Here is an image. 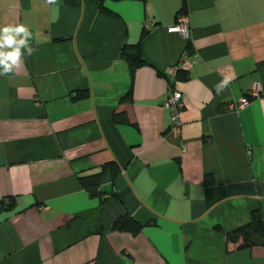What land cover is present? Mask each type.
<instances>
[{
	"label": "crops",
	"instance_id": "0c3cea01",
	"mask_svg": "<svg viewBox=\"0 0 264 264\" xmlns=\"http://www.w3.org/2000/svg\"><path fill=\"white\" fill-rule=\"evenodd\" d=\"M6 24L35 51L0 76V264H264V237L226 240L264 218V0H0ZM183 58L185 80L168 72ZM109 163L91 196L79 177ZM123 215L137 234L112 229Z\"/></svg>",
	"mask_w": 264,
	"mask_h": 264
},
{
	"label": "trees",
	"instance_id": "16d2710c",
	"mask_svg": "<svg viewBox=\"0 0 264 264\" xmlns=\"http://www.w3.org/2000/svg\"><path fill=\"white\" fill-rule=\"evenodd\" d=\"M143 36L144 33L141 34L140 40ZM189 47L188 45L187 48L190 49ZM120 55L127 61L131 71H134L141 65L147 64L142 57L140 41L135 44H124L120 50ZM262 65H264V63H262ZM176 78L185 80L187 79V74L179 69L176 72ZM79 95L80 93L77 94V96ZM107 168L111 170L112 177L114 178L118 172V168L114 163L104 165L102 170L98 173L79 177L78 180L81 187L91 196H100L102 194L100 190V181ZM14 207L15 201L13 198L0 199V217L12 212ZM141 227L142 225L139 222L128 215L118 217L112 225L113 230L129 232L132 235L137 234L141 230ZM254 236L264 237V218L258 211L252 212L251 220L247 224L226 233V240L229 242L240 241L239 246L246 247L252 244V238Z\"/></svg>",
	"mask_w": 264,
	"mask_h": 264
},
{
	"label": "clouds",
	"instance_id": "9594fccd",
	"mask_svg": "<svg viewBox=\"0 0 264 264\" xmlns=\"http://www.w3.org/2000/svg\"><path fill=\"white\" fill-rule=\"evenodd\" d=\"M46 3L55 4L56 0H46ZM32 39L31 30L24 24L0 26V76L16 72L23 65L25 55L31 56L34 53ZM229 80L225 78L216 86L217 93L227 87Z\"/></svg>",
	"mask_w": 264,
	"mask_h": 264
},
{
	"label": "built area",
	"instance_id": "2783aa9c",
	"mask_svg": "<svg viewBox=\"0 0 264 264\" xmlns=\"http://www.w3.org/2000/svg\"><path fill=\"white\" fill-rule=\"evenodd\" d=\"M151 26V23L146 25L147 28ZM170 31L178 32L184 37L189 35V18L185 14H181L176 23L169 28ZM186 67L185 59L183 58L175 67L168 69V72L174 77L177 70L184 69ZM257 96V87H254L245 97L241 98L236 104L231 105V108H240L249 102L250 97ZM184 97L182 93L178 90L172 91L166 98L164 106L170 111V128L179 132L181 121L179 119V114L184 108Z\"/></svg>",
	"mask_w": 264,
	"mask_h": 264
}]
</instances>
